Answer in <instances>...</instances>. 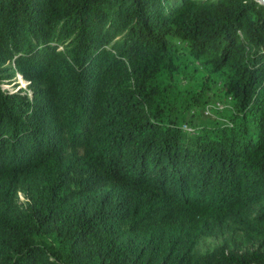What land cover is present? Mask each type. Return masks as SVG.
Instances as JSON below:
<instances>
[{
    "label": "trees",
    "instance_id": "trees-1",
    "mask_svg": "<svg viewBox=\"0 0 264 264\" xmlns=\"http://www.w3.org/2000/svg\"><path fill=\"white\" fill-rule=\"evenodd\" d=\"M258 241L263 4L0 0V264H264Z\"/></svg>",
    "mask_w": 264,
    "mask_h": 264
},
{
    "label": "rangeland",
    "instance_id": "rangeland-1",
    "mask_svg": "<svg viewBox=\"0 0 264 264\" xmlns=\"http://www.w3.org/2000/svg\"><path fill=\"white\" fill-rule=\"evenodd\" d=\"M16 82L19 84L18 86L13 85V84L16 83ZM184 83H185V82H182V85H184ZM26 84H27V82H26V80H25L23 77L19 78L18 76H16V80H14L13 82L8 83V84H3V85H2V88H4V89H11V90L14 89V90H16V89H18L19 87L26 88ZM214 89H215V91H214V92H211L208 103H213V102H215L216 100H217V101H221V100H220V94H219V92H217V89H216L215 86H214ZM206 104H207V103H206ZM206 104H205V105H206ZM205 105H204V107H205ZM204 107H202V108L199 110V115H200V117H202V118H206V116L203 114ZM214 110H215V109H212L211 114H214V113H213ZM208 117H209V116H208ZM194 122H195V120H194ZM188 127H189V126H188ZM25 200H26V199L24 198L23 194L19 192V193L17 194V203L22 204ZM212 240H214V239H212ZM256 248H260V250L264 252V241H262V242H260V241L255 242L254 244H252V245L250 246V249H256Z\"/></svg>",
    "mask_w": 264,
    "mask_h": 264
},
{
    "label": "built area",
    "instance_id": "built-area-1",
    "mask_svg": "<svg viewBox=\"0 0 264 264\" xmlns=\"http://www.w3.org/2000/svg\"><path fill=\"white\" fill-rule=\"evenodd\" d=\"M19 78H21L22 76L20 74L17 75ZM27 82V81H26ZM225 104L224 102L222 101H215L213 103H207L204 107V110H203V114L206 116V117H210L212 116L211 112H212V109H219L221 110L222 108H224ZM183 129H185L186 131L188 132H192L193 131V128H191L190 126L188 127L187 124H184L183 125Z\"/></svg>",
    "mask_w": 264,
    "mask_h": 264
},
{
    "label": "water",
    "instance_id": "water-1",
    "mask_svg": "<svg viewBox=\"0 0 264 264\" xmlns=\"http://www.w3.org/2000/svg\"><path fill=\"white\" fill-rule=\"evenodd\" d=\"M260 4L264 5V0H257Z\"/></svg>",
    "mask_w": 264,
    "mask_h": 264
}]
</instances>
